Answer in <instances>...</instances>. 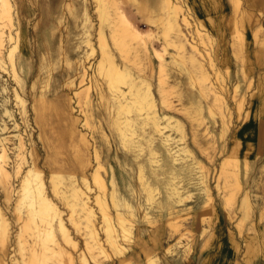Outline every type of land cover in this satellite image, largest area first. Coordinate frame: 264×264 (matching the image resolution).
<instances>
[{
	"label": "rangeland",
	"instance_id": "1",
	"mask_svg": "<svg viewBox=\"0 0 264 264\" xmlns=\"http://www.w3.org/2000/svg\"><path fill=\"white\" fill-rule=\"evenodd\" d=\"M9 1L11 18L0 19V78L7 87H0V150L4 148L7 154L0 162L9 170L13 188L7 198L0 181V208L9 222L5 238L9 256L13 255L19 264L30 256L35 264H127L124 260L129 259L131 264H232V259L237 264H264L261 252L248 261L246 242L247 236L259 239L264 230V0H239L238 6L235 0H222L224 10L214 15L219 19L220 31L210 29L209 18L201 16L204 30L214 35L212 41H199L195 34L194 26L200 27L195 11L201 0H178L181 13L193 22V29L184 25L183 29L190 41H197L209 76L205 83L213 88L199 100L201 116L192 117L182 109V99L186 104L188 99L179 98L178 87L171 88V105L165 106L157 86L159 59L151 48L154 69L134 68L136 87L145 94L147 88L140 77L149 79L157 109L162 116L174 118L171 124L163 120L159 133L153 129L151 119L143 122V118L153 116L151 112L126 113L121 128L135 139L132 147L122 144L110 124L111 101L106 99L111 90L94 74L100 56L98 0ZM132 1L108 0L106 4H117L141 31L155 30ZM115 6L110 9L119 12ZM235 19L239 28L241 21H246L240 28L245 39V62L232 49ZM89 38L92 43H88ZM152 42L162 49L158 39L152 38ZM90 45L95 47L94 53H90ZM169 48L170 52L178 50L172 45ZM12 51L13 62L9 56ZM164 56L170 57L168 53ZM118 57L122 58L120 53ZM81 62L86 66L85 74L79 69ZM179 68L170 69L166 76L169 74L171 83L181 81L187 90L188 75ZM193 86L195 89L197 83ZM102 92L106 99L101 97ZM189 96L194 98L196 93ZM177 119L182 126L175 124ZM166 135L169 142H163L162 136ZM150 143L155 148L153 154L149 152ZM86 160L90 162L87 166ZM99 162L104 167L100 171L107 179L109 193L115 180L119 194L134 207H118L127 220L124 223L131 224L128 226L133 230L132 237L124 238L117 210L111 205L117 239L124 252L111 246L103 213L95 202L99 189L92 172L98 169ZM31 164L42 171L46 194L59 209L72 241L65 240L53 212L45 220H41L45 216L40 213V220L25 229V209L18 220L17 191ZM19 166L21 171L17 173ZM59 170L67 178L56 181L55 191L51 176ZM236 170L238 188L233 179ZM84 172L105 248L96 256L86 245L85 239L92 238L84 224L71 219L74 214L85 221L80 207L72 213L61 196L71 183L86 191ZM227 198L235 203L231 211ZM245 199L251 204L249 212L242 208ZM82 253L86 263L81 261ZM6 259L8 264H17L8 255Z\"/></svg>",
	"mask_w": 264,
	"mask_h": 264
},
{
	"label": "bare ground",
	"instance_id": "2",
	"mask_svg": "<svg viewBox=\"0 0 264 264\" xmlns=\"http://www.w3.org/2000/svg\"><path fill=\"white\" fill-rule=\"evenodd\" d=\"M238 1L239 0H235L236 4L238 3ZM1 2H2V6L0 8V19L11 18L10 1L1 0ZM107 2L108 0H98L97 11L100 20V25L98 30V42L100 48V56L98 61L96 62L94 68V74L97 78L99 76L102 79V83H105L108 89L111 90L110 97L108 98L105 97L103 92L101 94V97H103L104 99L107 98L106 100L111 101L110 103L112 109V115H111L112 120L110 124L120 135L122 144L129 147H132L136 144L135 139L132 136L129 137L126 133L127 131L124 132V130H122L123 128H121V123L124 122L123 116L126 113H128L130 116L131 115L130 113L138 114L140 111L142 112L140 114L145 113L147 115L151 112V114L153 115V116L151 115L152 117L149 118V116H147L146 118H143L142 116H140V119L143 118L145 120V121L143 120L144 123H146L148 120L151 119L154 122L153 123L154 125L151 126L153 127L154 130H157L158 132L162 131L160 125L163 122V120H166L167 124H171L172 122L171 119L174 118V116H168V115L162 116V114L157 109L158 104L154 96L153 90L151 88L152 83L149 79L140 77L141 81L143 82V84L146 85L147 88L145 94L140 93V91L136 87L138 81V80L136 81V79L138 77L135 76L133 69L136 67H142V68L149 67L154 69L151 48L153 49V53L159 59L157 86L161 94L162 103L165 106L168 104L171 105L168 93L170 92L171 88L178 87L179 91L177 92V94H179V98L181 96V97H186L188 99L187 104L183 102L184 100L182 99V103H181L182 109L192 117H195L196 115L201 116L202 103H200L201 101L199 100L201 99V97L206 96L207 92H209V90H212L211 88L213 87L212 86L209 87L205 83V81L208 79L209 76L205 68V62L201 59L202 56H200L201 54L199 53L200 50L197 47V41L196 42L190 41L183 29V25L188 29L189 28L193 29L192 26L193 22L189 20L187 16L181 13V5L179 1L178 0H133L132 1L136 5L138 11L142 13L144 21L153 23V25L155 26V30L150 29L149 32H143L134 23H131L130 19L127 18V15H125L123 12L119 10L117 4H113V5L111 4V6L113 7L116 5L115 6L116 10H119V12L117 11L114 13V11L110 9L111 6L108 7V4H106ZM220 10L221 11L224 10L222 0H201L200 6L196 8L195 11L197 13L200 23V27L199 24L197 27L194 26V30L196 32L195 34H197L198 40L200 39L201 41H203L207 38L209 41H212L214 37V35H210L206 30H204V28H206V25L203 22L201 16H205V17L207 16L209 18L208 22L210 29L214 31L221 30L219 19L218 20L214 19V15H217L219 12H221ZM85 14H86L85 21L88 22L90 20V17L87 15V13ZM241 22H242L241 23L242 26H244V24L246 23L244 19ZM242 26H240V28ZM240 28L237 19H235V28L233 30L234 39H233L232 49L236 57L242 60L243 62H245L246 61L245 60L246 56L244 53L245 39H244V34L241 33ZM152 38H156L160 42H162V46H161L162 49H159L160 47L159 48L155 47V45L152 42ZM87 41L88 43L89 42L92 43L90 38ZM2 45H3V37L0 36V46ZM170 45L177 48L178 50H175L174 52H170L169 51ZM90 48H91L90 53L92 52L94 53L95 47H91L90 45ZM119 53L122 58L118 57ZM167 53L170 55V57L164 56ZM13 54H14L13 51L9 54V56L12 59V62H13ZM259 54L261 55V53ZM177 66H179L180 67L179 69L183 70L184 73L188 75L187 83L190 85V88L187 90H185L181 81L177 80L175 83H171L169 82L168 79L169 74H167L166 76V73H169L170 69L172 70L176 69ZM245 66L248 67L247 64ZM79 69L82 71L83 74L87 73V69L84 62L80 63ZM195 82L197 83V87L195 88L196 90L194 89L193 86ZM122 86H126L127 89L123 90ZM0 87L3 90H6L7 88L3 78H0ZM192 88L194 89V91ZM174 91L176 92V90ZM191 93H196V97L194 98L190 97L189 94ZM216 99H218V95L216 96ZM218 101H220V99H218ZM214 103H216V101ZM121 120L123 121L121 122ZM175 122H176L175 124H177L179 127L182 126L181 125L182 122L179 119L175 120ZM138 123H136V125ZM149 123L150 122H148V125ZM141 127H143V125ZM136 132L134 133L136 134ZM82 137L83 139H85L84 134H82ZM162 139L163 142L170 141L169 136L167 135L165 137L162 136ZM150 140L152 142V138ZM147 144L149 143L147 142ZM154 150L155 148L150 143L149 152L153 154ZM5 157H7V154L3 148L0 150V159H5ZM98 158H99V153H98ZM86 161L85 162L87 164L85 163V166H87L90 163L89 160ZM102 168L104 167L102 163L99 162L98 169L92 172V180L99 189L95 197L96 200L95 202L99 205V209L103 213V221H104L103 224H105L104 225L105 231L109 237L108 240L110 241L111 246L117 252H124V249L122 248L123 245L120 244L117 239V235H116L117 229L113 223L114 218L112 216L111 207L113 206L117 210L118 220L120 221L119 223L125 225H127V223L124 222L125 221L127 222V220H125L126 218L124 217V215L121 212H119L118 207L120 205H126L131 209L134 207L126 198L122 197V195L119 194L115 180H112V189L110 190L109 193L107 179L102 176L100 171V169ZM20 171H21V166L17 167V173H20ZM56 171H53L51 176V180L54 185L55 191H57L56 181L59 179L67 178L63 173H61L62 170H59L58 172ZM0 174H1L0 181L3 183L2 184L3 189L6 192V197L9 198L11 192L13 191L12 183L10 180V172L9 170L6 169V167L3 164H1V162H0ZM82 174H83L82 177L86 191H83L81 188H78L73 183H71L70 185H68L69 187L66 189V191H64V193H62L61 196L62 199L65 201V203L72 210V213L75 212L77 206L80 207V211L82 212V216L84 217L85 221L81 222L80 219H76V217H74V214H72L71 219L73 222H75L78 225H80L81 223L84 224V227L88 230L87 234H89L90 237L92 238V241L85 239L86 245L88 247V250L94 256H96V254L98 255V251L105 252V248L97 225L96 212L93 208L91 196L89 195L88 192L90 189L89 179L85 172ZM238 177L239 176L236 170L233 173V179L235 180V185L237 188L240 185ZM142 181H146V179L142 178ZM172 192L174 191L172 190ZM17 194L18 195H17V202L15 205V212L18 215V220L21 219V215L24 212V209L26 210L28 215L22 226L24 227V229L28 228L31 224H36L37 221L40 220L39 217L40 213L45 216L41 220H45L48 218V215H50V213L53 212L54 215L58 217L59 226L63 230V235L65 240L72 241L69 234L66 232L65 224L63 222L64 219L63 217H61L59 209L52 203V201L49 199L50 197L48 198L46 194V189L42 181V171L36 164H31L29 169L26 170V173L22 175L21 185L18 188ZM108 195L110 196L109 198L111 200V204H109L107 200ZM233 205H235V203H232V199L227 198V207L230 209V211L232 210V207H234ZM242 208L244 211L247 212L251 210V204L249 200L245 199L243 201ZM169 220H172L171 216ZM169 220L168 222L171 225L176 226V224H174L175 222L173 223V221L170 222ZM122 224L121 226L119 224V227H121V232L123 233L122 234L123 237L124 238L132 237L133 235L132 227L128 226L131 224H128L127 225L128 227H125ZM8 225H9L8 218L6 217L4 211L0 208V234L2 235L1 239L3 238L2 240L0 239V245L2 250V255H0V264H8L6 255H8V258L9 257L11 258V261H14L15 263L19 264L18 259L16 260L12 259L13 255L9 256L8 249L6 248L5 238L8 237L9 234ZM238 225L239 227H241L242 226L241 222ZM19 241H20V235L17 238V242ZM40 241L41 240H39V242ZM246 242H247L248 261L254 258L259 252H261L264 255V230L262 231L259 239L256 236L255 237L247 236ZM238 248L240 247H237V249ZM30 257L29 258L26 257L29 260L28 259L23 260L24 264H35L33 259L30 260ZM80 258L83 263H86V258L83 253L81 254ZM130 261L131 259L124 260V262H127V264H131ZM232 264H237V261L232 259Z\"/></svg>",
	"mask_w": 264,
	"mask_h": 264
},
{
	"label": "crops",
	"instance_id": "3",
	"mask_svg": "<svg viewBox=\"0 0 264 264\" xmlns=\"http://www.w3.org/2000/svg\"><path fill=\"white\" fill-rule=\"evenodd\" d=\"M87 13V12H86Z\"/></svg>",
	"mask_w": 264,
	"mask_h": 264
}]
</instances>
